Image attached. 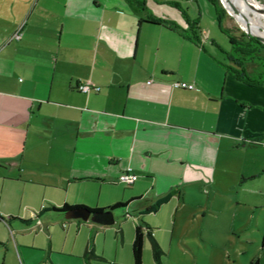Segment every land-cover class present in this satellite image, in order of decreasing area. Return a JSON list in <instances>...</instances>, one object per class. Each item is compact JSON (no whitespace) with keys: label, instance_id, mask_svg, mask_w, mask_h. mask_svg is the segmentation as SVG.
Segmentation results:
<instances>
[{"label":"crops","instance_id":"crops-1","mask_svg":"<svg viewBox=\"0 0 264 264\" xmlns=\"http://www.w3.org/2000/svg\"><path fill=\"white\" fill-rule=\"evenodd\" d=\"M129 3L94 0V10L89 0H0V264H134L137 225L143 256L155 261L147 232L162 247L168 233L170 243L189 173L220 167L230 190L258 191L264 84L227 72L200 24L198 44L139 22L153 14ZM128 168L137 178L125 185L118 178ZM117 201L127 204L108 224L50 208ZM90 240L99 256H86Z\"/></svg>","mask_w":264,"mask_h":264},{"label":"rangeland","instance_id":"rangeland-1","mask_svg":"<svg viewBox=\"0 0 264 264\" xmlns=\"http://www.w3.org/2000/svg\"><path fill=\"white\" fill-rule=\"evenodd\" d=\"M89 1L94 10L100 9L101 6H94V0ZM98 1L103 3L102 7H106L119 0ZM120 1L130 5L128 0ZM144 2L147 8L143 10L144 13L171 18L184 26H187L185 14L198 18L203 43L223 62L228 60L225 51L231 48L230 37L225 29L235 35L246 32L243 23L236 18L224 0L232 13L220 0L224 8L221 19H218L214 5L209 0ZM92 37L94 36L90 37L91 40ZM101 39L99 52L104 53L107 37L102 35ZM210 39L217 43L211 44ZM176 49L179 50L177 47ZM170 50L171 53L174 52L173 49ZM100 53L98 56H102ZM75 69L80 74L86 72L83 65H77ZM180 168L184 169V166ZM188 176L189 180L185 182L190 195L186 196L185 202L182 199L178 201L177 215L171 222L174 226L172 242H168L167 233L163 246L167 252L161 255V263L264 264V252L261 249L264 238V177L256 184L258 191H235L227 188L226 183L229 180H225L220 167L213 168L206 175L189 173ZM157 183L161 184L163 181L158 178ZM162 233L160 232V235ZM146 240L148 243V239ZM142 264H158V261H154L151 255L145 252Z\"/></svg>","mask_w":264,"mask_h":264},{"label":"trees","instance_id":"trees-1","mask_svg":"<svg viewBox=\"0 0 264 264\" xmlns=\"http://www.w3.org/2000/svg\"><path fill=\"white\" fill-rule=\"evenodd\" d=\"M129 1L139 5L142 9H146L144 0ZM209 1L214 5L216 14L218 15V19H221L222 11L224 10V8L222 7L220 0ZM186 19L188 25L187 29L182 28L179 24L172 20H168L164 17L156 15H148L147 18L141 19L139 22L146 21L150 23L168 25L171 28L178 30L184 37L189 38L190 40L198 44L201 43L199 20L197 18L190 19L187 17ZM225 31L228 32L231 43V48L228 51H225L227 54L226 58H228V60L223 62L226 71L231 73L237 79L249 85L264 84V42L258 39L256 36L251 35L247 32H243L240 35H235L227 29H225ZM171 195L172 191H168L166 194L158 197L153 203L147 206L146 209L155 211L162 203L168 200ZM126 204V202L117 201L108 205L107 207H89L83 204L64 203L60 206L52 205L50 208L65 213L71 208L85 206L88 207L92 212H95L114 209ZM147 236L152 246L154 258L158 261L159 264H161V255L163 254L164 249L150 231L147 232ZM144 240V228L141 225H137L135 237L132 244L134 264H142L143 262ZM85 253L86 256L88 255V257L99 256V254L94 249L92 240L89 241Z\"/></svg>","mask_w":264,"mask_h":264},{"label":"bare ground","instance_id":"bare-ground-1","mask_svg":"<svg viewBox=\"0 0 264 264\" xmlns=\"http://www.w3.org/2000/svg\"><path fill=\"white\" fill-rule=\"evenodd\" d=\"M245 29L264 37V2L261 0H224Z\"/></svg>","mask_w":264,"mask_h":264},{"label":"water","instance_id":"water-1","mask_svg":"<svg viewBox=\"0 0 264 264\" xmlns=\"http://www.w3.org/2000/svg\"><path fill=\"white\" fill-rule=\"evenodd\" d=\"M222 2H223V0H222ZM224 5H225V3H224ZM227 9H228V7H227ZM230 13H232V12L230 11ZM245 30L247 33L256 36L258 39H260L261 41L264 42V37L262 35L255 34L251 31H249L248 29H245ZM65 215H66V217H74V218L78 217V218H82V219L91 218L94 221H97L100 223H106V224L114 222L112 209L92 212L88 207L80 206V207H74V208L67 210L65 212Z\"/></svg>","mask_w":264,"mask_h":264},{"label":"built area","instance_id":"built-area-1","mask_svg":"<svg viewBox=\"0 0 264 264\" xmlns=\"http://www.w3.org/2000/svg\"><path fill=\"white\" fill-rule=\"evenodd\" d=\"M14 36H16L17 38L20 36L19 30H17L14 33ZM174 86H178V87L179 86H187L189 88H193L194 84L193 83L183 84L181 81H175ZM78 88L84 92H88L93 88L99 89L98 86H96V87L92 86L90 83H80L78 85ZM136 178H137V174L135 172H133L130 168H128L127 170L122 171L120 173L118 179L120 182L127 184V185H130L131 183H133L136 180Z\"/></svg>","mask_w":264,"mask_h":264}]
</instances>
